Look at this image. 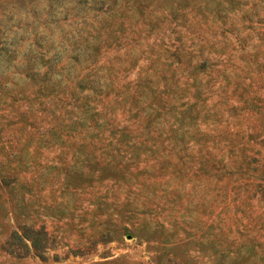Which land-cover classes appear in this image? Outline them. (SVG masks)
<instances>
[{
    "label": "rangeland",
    "instance_id": "1",
    "mask_svg": "<svg viewBox=\"0 0 264 264\" xmlns=\"http://www.w3.org/2000/svg\"><path fill=\"white\" fill-rule=\"evenodd\" d=\"M9 8L0 264H264V0ZM23 225L45 257L3 248Z\"/></svg>",
    "mask_w": 264,
    "mask_h": 264
},
{
    "label": "trees",
    "instance_id": "2",
    "mask_svg": "<svg viewBox=\"0 0 264 264\" xmlns=\"http://www.w3.org/2000/svg\"><path fill=\"white\" fill-rule=\"evenodd\" d=\"M17 2V10L23 8V0H0V5L3 7L2 9H0V26H2L3 28H6L7 25H11V23H8L10 21V18L12 17V13L10 12V8H8V5L10 2ZM52 5V3H50V6ZM11 7L13 5H10ZM5 16V21L1 22L2 20V16ZM33 16L37 17V10L34 8L33 10ZM49 21V19L45 18L44 19V27H46V22ZM4 32V30L0 29V33L2 34ZM15 32V31H14ZM39 36V35H38ZM38 36H37V32H34V39L35 41H33V43L35 44L34 47L37 46V44H39L38 42ZM15 38V39H14ZM14 38H12L11 43H16V37L14 35ZM2 49H4L5 51L8 50L7 47L2 46ZM17 47L10 49V51H7L8 55L7 58L9 59L11 56V52H14V50ZM30 51L24 52L23 55H25L27 57V62L26 64H24L23 70L25 71L26 75H30V79L33 80L34 76L33 74L38 73V70H35V65H34V61L32 59V57L35 56V53H32L31 49H28ZM38 50L39 49H35ZM52 66V63H50L48 65V67L44 70L43 73H46L48 71V69ZM52 238L48 235L47 231L44 229V227H37L34 228L32 226L29 225H23L22 227H20L19 229H14L10 235L8 236V238L4 241L3 243V248L10 252V253H14L15 255L18 256H23L28 254L29 252H33L35 254H37L40 257H45L46 256V249L52 244Z\"/></svg>",
    "mask_w": 264,
    "mask_h": 264
}]
</instances>
